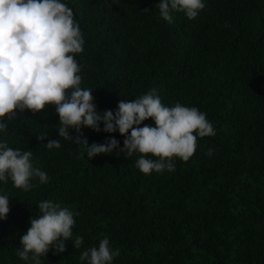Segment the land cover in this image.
<instances>
[{"label": "trees", "instance_id": "16d2710c", "mask_svg": "<svg viewBox=\"0 0 264 264\" xmlns=\"http://www.w3.org/2000/svg\"><path fill=\"white\" fill-rule=\"evenodd\" d=\"M61 2L83 34L80 86L93 91L98 111L156 88L163 105L206 113L216 135L198 137L195 154L176 159L174 172L145 175L137 154L81 158L82 143L59 137L55 105L17 109L4 118L0 142L31 150L49 181L28 192L0 182L11 209L0 220V264H29L16 250L45 199L79 215L66 251L50 250L42 264H82L81 253L105 237L120 249L112 264H264V0H204L197 19L173 11L172 24L159 14L160 0ZM70 131L89 144L124 142L118 131ZM51 139L61 147L48 149Z\"/></svg>", "mask_w": 264, "mask_h": 264}, {"label": "clouds", "instance_id": "9594fccd", "mask_svg": "<svg viewBox=\"0 0 264 264\" xmlns=\"http://www.w3.org/2000/svg\"><path fill=\"white\" fill-rule=\"evenodd\" d=\"M205 7L204 0H160L158 4L160 16L169 24L174 22L173 11L195 20ZM84 42L73 10L61 0H0V131L8 127L4 118L16 117L17 109L37 113L46 105H55L59 137L82 143L81 158L85 151L89 159L114 151L126 158L137 154L135 167L145 175L174 172L176 159L187 162L195 154L198 137L216 135L206 113L180 102L165 106L156 88L135 100H120L115 110L98 111L93 91L80 86L81 65L75 54L83 51ZM149 118L155 126L144 123ZM84 127L97 132L118 131L124 136L123 146L114 136L102 144H89L86 138L70 131L79 133ZM46 137L47 133H42L37 139ZM46 146L60 148L61 143L51 139ZM213 151L209 148L207 155ZM32 157L31 150L22 151L10 147L7 141L0 142V182L8 184L11 180L13 187L25 192L47 184V173L35 166ZM34 180L38 183L34 184ZM37 207L40 215L30 218V227L20 237L22 247L16 250L17 256L29 264H42L41 256H47L50 250L56 254L65 252L66 241L73 236L74 216L79 215L47 199ZM10 210L9 196L0 194V220H6ZM82 243V236L73 241L76 249ZM119 255L120 249H113L105 237L98 247L83 251L80 261L112 264Z\"/></svg>", "mask_w": 264, "mask_h": 264}]
</instances>
